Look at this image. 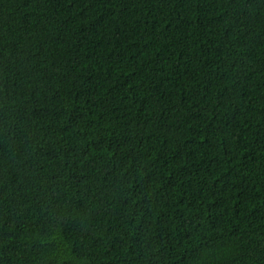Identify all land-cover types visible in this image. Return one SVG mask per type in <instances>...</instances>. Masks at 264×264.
Masks as SVG:
<instances>
[{
  "label": "trees",
  "instance_id": "obj_1",
  "mask_svg": "<svg viewBox=\"0 0 264 264\" xmlns=\"http://www.w3.org/2000/svg\"><path fill=\"white\" fill-rule=\"evenodd\" d=\"M0 264H264V0H0Z\"/></svg>",
  "mask_w": 264,
  "mask_h": 264
}]
</instances>
